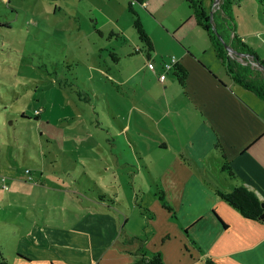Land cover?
<instances>
[{"label": "crops", "instance_id": "crops-1", "mask_svg": "<svg viewBox=\"0 0 264 264\" xmlns=\"http://www.w3.org/2000/svg\"><path fill=\"white\" fill-rule=\"evenodd\" d=\"M129 1L98 2L103 20L96 18L94 28L100 37L115 35L119 41V48H112L119 51H113L112 65L100 73L128 103L123 129L128 134L134 120L136 140L129 141L138 147L152 197L139 198L134 177L124 180L128 186L122 193L111 178L104 187L100 179L119 165L108 159L82 164L86 176L77 179L43 170L36 181L23 180L43 188L50 177L67 184L63 189L71 195L58 202L55 217L45 193L18 192L15 182L6 185L18 192L19 208L32 210L24 211L15 255L4 263L130 264L139 253L159 252L164 264H203L206 256L218 264H264V221L244 217L215 192L241 183L264 202V100L238 84L240 90L235 88L186 0L132 2L152 49L147 52L138 38L127 47L121 26L104 27L124 14ZM171 56L187 69L184 88L172 70L159 79L162 63ZM224 161L234 176L223 168ZM86 183L95 186L94 198L81 190ZM157 189L173 214L162 206ZM72 194L76 201L70 200ZM101 194L105 198L99 199ZM32 199L43 206H29Z\"/></svg>", "mask_w": 264, "mask_h": 264}, {"label": "rangeland", "instance_id": "rangeland-1", "mask_svg": "<svg viewBox=\"0 0 264 264\" xmlns=\"http://www.w3.org/2000/svg\"><path fill=\"white\" fill-rule=\"evenodd\" d=\"M98 2L0 0V178L5 177V186L0 181V264L5 258L12 261L20 223L26 219L28 208L15 203L18 192L45 193L53 217L60 213L58 202L71 195L63 189L67 184L51 177L49 188L25 185L23 180L36 181L43 170H52L61 179H77L86 176L82 164L115 160L118 169L100 179L103 186H109L111 178L122 193L128 186L124 180L134 177L139 198L147 202L152 197L150 180L137 158L138 147L129 141L136 140L134 120L128 134L123 129L129 122L128 103L100 73L112 65L110 52H119L112 49L119 48V41L115 35L100 37L95 30L96 18L103 20ZM203 3L213 12L219 0ZM230 7L235 34L264 59V0H233ZM123 11L104 28L121 26L127 46L136 42L137 35L131 13L127 8ZM236 59L241 61L240 55ZM253 67L259 73V67ZM260 74L264 75L262 69ZM14 182L21 191L6 187ZM93 189V183L81 188L94 198ZM72 196L70 200L76 201ZM34 203L32 199L29 206H43Z\"/></svg>", "mask_w": 264, "mask_h": 264}, {"label": "trees", "instance_id": "trees-1", "mask_svg": "<svg viewBox=\"0 0 264 264\" xmlns=\"http://www.w3.org/2000/svg\"><path fill=\"white\" fill-rule=\"evenodd\" d=\"M140 2V0H130L127 5L128 11L132 15V26L136 32L138 40L142 43V48L148 52L152 49L151 41L145 32L137 12L132 8V2ZM233 0H219L218 8L213 12L205 7L203 0H186L188 6L192 10V14L199 26L206 32L215 51V55L220 59L224 71L229 79L242 87L252 90L261 99L264 100V75L253 71V68L245 59L238 61L232 57L225 44L229 45L232 49L248 54L252 59L260 65L264 66V59L260 58L257 53L248 46L241 37H238L234 32L233 18L231 14V7ZM135 51L141 50L138 48ZM112 56L115 53L110 52ZM114 58V57H113ZM257 68V67H256ZM264 72V69H262ZM179 85L185 87V79L187 69L179 62L173 65L172 69ZM258 72V71H257ZM215 147L220 151L221 155L226 158L223 147L219 140H216ZM224 161L223 168L230 176H234L233 171ZM216 195L225 200L229 205L237 209L244 217L264 221V206L257 197V195L243 184H236L230 191H223L215 189ZM155 195L160 200L162 206L168 211L172 212L171 205L165 200L161 189H157ZM98 198H105L103 195H98ZM108 202L114 204L116 201L113 198H108ZM1 258V253H0ZM3 263V262H0ZM203 264H218L211 257H204ZM5 264V263H4ZM130 264H164L159 252H154L146 255L145 252L139 253Z\"/></svg>", "mask_w": 264, "mask_h": 264}, {"label": "built area", "instance_id": "built-area-1", "mask_svg": "<svg viewBox=\"0 0 264 264\" xmlns=\"http://www.w3.org/2000/svg\"><path fill=\"white\" fill-rule=\"evenodd\" d=\"M211 13V12H210ZM229 53V52H228ZM232 57L236 56V57H239V55L235 54V53H229ZM248 57V58H243V57ZM236 57H234L236 59ZM240 58H241V61H243V59L246 60V62H248L252 67L253 66H256V67H259L257 62H255L252 57L248 54H245L243 56L240 55ZM176 58L174 56H171L169 58V60H166L162 63V68H163V71L159 74V79H163L166 75V72L169 71V70H172L173 69V65L176 63ZM245 62V61H243ZM28 171V169H26V172ZM0 181L3 182V186H5V177L4 176H1L0 178Z\"/></svg>", "mask_w": 264, "mask_h": 264}, {"label": "water", "instance_id": "water-1", "mask_svg": "<svg viewBox=\"0 0 264 264\" xmlns=\"http://www.w3.org/2000/svg\"><path fill=\"white\" fill-rule=\"evenodd\" d=\"M225 48L227 49V51H228L229 53H235V54H237V55H241V56L245 55V53L238 52V51L232 49V48H231L229 45H227V44H225ZM257 64H258V63H257ZM258 66H259L260 68L264 69V66H263V65L258 64ZM262 205L264 206V202H262ZM262 215L264 216V212L262 213Z\"/></svg>", "mask_w": 264, "mask_h": 264}]
</instances>
